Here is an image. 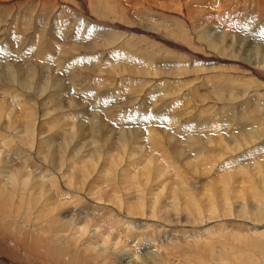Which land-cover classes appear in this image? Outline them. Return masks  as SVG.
<instances>
[{
    "label": "bare ground",
    "instance_id": "1",
    "mask_svg": "<svg viewBox=\"0 0 264 264\" xmlns=\"http://www.w3.org/2000/svg\"><path fill=\"white\" fill-rule=\"evenodd\" d=\"M224 2L0 0L1 31L8 34V37L0 35V95L3 96L0 97V264H161L163 261L177 264V254H187L183 256L185 259H180L183 264L211 261L210 257L216 252L208 240H203L202 236L195 237L199 234L196 231L187 233L186 230L171 228L168 222L173 221L177 226L189 221L194 223L211 213L223 216V211L231 209V194L225 190V186L241 176L229 172L223 176L222 159L225 153L242 149L246 144L243 138L248 133L239 131L229 135L227 138L232 145L228 146L226 138L214 136L213 131L221 123L219 119L215 116L213 121L209 117L204 118L208 113L212 117L211 111L201 110L203 114L198 111L195 115L185 109L178 116H189L180 127V134L174 137L168 132V124L159 116L150 118L145 105L150 96L137 99L133 105L134 99L146 85L152 86L148 89L149 95L162 92V86L152 85L155 83H149L148 79L136 81L128 73L134 71L141 75L142 71H149L157 74L159 80L162 76H169L183 87H189L194 78L181 80L182 74L189 70V73H211L203 71V68L219 67L209 65L214 62L213 59L217 62L227 61L224 58L221 61L222 56L204 44L210 41L211 45L225 42L223 48L228 51L237 43L238 47L233 46V50L240 56L230 61L241 66V74L253 73L264 81V75H260L264 62L248 61L239 48L245 40L252 39L247 35L249 32L244 34V31L264 29V0ZM189 19L200 20L199 27L215 20L224 32L230 30L234 34H230L225 41L223 34L216 33L220 29L216 28L214 34V29L209 25L208 28L203 27L204 32L186 28L189 39H198L195 41L196 50H190L185 43L166 42V37L172 35L176 24L190 26ZM34 30H42L44 35L39 37L37 33L29 36V32ZM89 36L95 39L85 41ZM132 39H135L143 61V65L137 68L125 60L130 58L124 52L135 48L129 44ZM218 44L214 47L217 48ZM57 47H60L59 51H56ZM161 47L169 48L179 56V52L184 51V57H179L176 63L185 65L184 62L191 56L193 66L185 69L179 67L173 69L174 72L159 70L156 57L161 59ZM88 48L86 59L94 60L90 68L82 70L80 79L64 78L62 72L70 73L73 62L78 59L68 51ZM203 50L207 52L201 53ZM56 52L58 57L54 60ZM19 55L20 63L17 62ZM27 55L32 57L37 74L41 73L42 82L37 87H31L30 94L28 83L34 65L30 67L24 63L29 57ZM134 57L131 55V58ZM101 58L108 63L115 62L116 67L97 62ZM51 60L55 61L54 65ZM219 77L220 73L211 74L208 80L214 81ZM224 77L230 78L228 74ZM163 81V85H166L167 80ZM101 87L102 90H99ZM130 96L131 100H127ZM72 97L79 102L77 108L71 106ZM164 99L161 94L153 97L154 103L163 104ZM62 100H66L63 116L73 119V125L53 126L46 121L44 126L39 112L41 117L47 115L50 116L49 120H58L54 116L60 114L64 106ZM168 101L166 99L165 103ZM193 103L198 102L193 99ZM196 107L199 108L198 105ZM160 109L164 111L166 107ZM133 113H141V116L135 117ZM149 122H153L157 129L151 130ZM137 125L145 128L144 133H138ZM113 131L117 140L108 142ZM95 133L99 134L102 142L94 143ZM191 138L193 141H190ZM138 142L145 145L140 146ZM176 142L186 149V154L180 155L179 148L176 153L171 152L170 148ZM129 143L132 144L130 148ZM83 146L89 148L82 152ZM214 147L215 152L211 150ZM97 153L98 157L92 159V155ZM64 155L67 157L64 158ZM183 158V167L190 166V170L199 168L204 180L190 179L185 174L179 164ZM220 159L222 161H218ZM234 161L224 165V168L237 164ZM254 170L247 177L249 182L263 171L259 166ZM168 173L171 175L167 176ZM161 175L163 179L154 185L152 182L162 178ZM240 182L245 180L242 178ZM257 182L254 180L249 189L260 197L255 192ZM218 183L222 192L221 188H216ZM132 190L138 193L136 198L130 196ZM242 190L237 194L241 195ZM201 195L206 196L204 204L199 198ZM169 198L170 201H166ZM260 201L257 200L258 203ZM244 207L239 205L240 209ZM233 210L236 209L233 207ZM160 226H164L162 230L155 229ZM252 228L251 233L247 234L263 233L252 231ZM182 234H188L190 238L181 239ZM221 258H217L218 264L222 263Z\"/></svg>",
    "mask_w": 264,
    "mask_h": 264
},
{
    "label": "rangeland",
    "instance_id": "2",
    "mask_svg": "<svg viewBox=\"0 0 264 264\" xmlns=\"http://www.w3.org/2000/svg\"><path fill=\"white\" fill-rule=\"evenodd\" d=\"M223 4H225L224 0H223ZM187 21L191 22V25L185 26L184 24L177 23L175 30L172 32V35L170 37H166V42H168L169 44H171V43L173 44L175 42L185 43L186 46H188L190 48V50H194V49L196 50L197 45H195V41L198 39L193 38V37L189 39V32L186 30V28L188 30L192 29V28H196V29L204 32L203 27L208 28L209 25H211V27H212V28L210 27L211 29H214V34H216V33H218L219 35L223 34L222 37L225 41L228 39V37L233 36V34H234L230 30H228L227 32H224V29L221 28L220 25H217L216 24L217 22H215V20H213L211 23L207 22V24L205 26H202V27H199V25H198V22L200 20L195 21L193 19H189ZM218 22H220V21H218ZM253 27H255V26H253ZM216 28H217V30L220 29L221 31L220 30L217 31ZM36 31L37 32H35V30L29 32V36H32V35L35 36V34H37V33H39V37L44 35L42 30H40V31L36 30ZM247 32H249V33L247 34ZM243 33L244 34L246 33L249 36V38H252V39H249L247 41L245 40L243 44L242 43L240 44V46H239L240 53L242 54L244 52L243 56L250 62L256 61V62L263 63L264 62V59H263L264 58V53H263L264 52V29H257V28L255 29L254 28V30L249 29L248 31H246V32L244 31ZM255 34H256V36H254ZM0 35L4 36V37H8V34L6 31H4V30L1 31V25H0ZM24 35H26V34H24ZM92 39H95V38L93 36H89V37H87V39L85 41H89ZM199 40L201 41V43H204V42H202V39L200 37H199ZM258 40H260L261 42ZM2 41L3 42L1 44L3 45L4 40H2ZM257 41H258V43H257ZM223 43H225V42H222L220 44L217 43L219 46V47L217 46V48H216V46L214 47V45H217L216 42L213 43L214 45H211L210 41H208L207 43H204L208 47H211V49L215 50L216 53H219L222 56L221 61L223 60V58L226 59L227 61H225L226 63L223 61L217 62L216 60L213 59L214 62L212 61L213 63L212 64L209 63V65H211V66H213V65L217 66L218 65L219 67H216V68L204 67L203 68V71H209L211 73L205 72L204 74H199L200 72L198 73L197 71L196 72L191 71L192 73H189L190 72V70H189L187 73L182 74V76L180 77L181 80H184V79L188 80V79H193V78H194V80H197V82L193 80V83H191V85H189L190 88L186 85H184V87H183L180 82H174V81H176V79L174 80L169 76H162V78H160V80H159L158 77H156L157 74H152L149 71H142L141 75H138L134 71L128 73V76L135 78L136 81H138L140 79H142V80L148 79V80H150L149 83H155L152 85L159 84L162 86V89H163V91L160 93L153 92V93H150V95H149L148 89L152 86L151 85L149 86V83H148L149 87H147V85H146V87L141 92V94L139 96H137L136 99H134L133 105L136 103L137 99H141V98L145 99V98H148L150 96V98H148L145 101V105L148 107L147 112H148V114H150V118L153 119V118H156L157 116H159L161 118V120L164 121V123L168 124V132L175 135L174 137H177V135L180 134V131H181L180 127L182 126L183 123L186 122V119L189 116V114L178 116V114L185 109L190 111L191 113L193 112L192 114H195V115L199 113L198 111H200V114H203L201 112L205 111V110H208V112L211 111V116L212 115L213 116L210 117V113H208L207 114L208 116H204V118L209 117L210 121H213L215 117L219 119L218 122H221V123L217 125V129H215L213 131V133L216 134V135H214L216 137H222L223 136V138H226L225 143H227L228 146L232 145V142H229L230 139H228L227 137L229 135L231 136L234 132L237 133L240 131L241 133H248L249 134V135L246 134V136L244 138L242 137L243 140L246 141V144H244L242 149L238 150V152L236 150V151H232V152L229 151V153H225V149L223 147V151L225 153L224 154L225 156L223 155V159H222L223 160V176L227 172L233 173V174H240V176H241V177H237L232 182H228L227 185L225 186L226 187L225 190L230 191L229 193L231 194L230 195V201L232 200L231 201V209L230 210L228 209L229 211L228 210L223 211V216H220L217 213H211L210 215L208 214V216H213L212 218H207L208 216H206V218L201 217V221L200 220L195 221L194 223H193V221H189V222H184V224H181V225L179 224L178 226L173 221L168 222V223L171 224L170 225L171 228H177L180 231L186 230L185 232H187V233L196 231L199 234H196L195 237L196 236H202L201 238H203V240L209 241V243L211 244V246L213 247V249L216 253L214 254L213 257H210L211 263L209 261L204 260L201 264H212V263L218 264L219 262L217 261V258H219V257H222L221 259L224 261V262L222 261L221 264H264L263 263V261H264V142H262V141H264V107H263L264 106V96H263V94H264V92H263L264 91V89H263L264 88V81H261L258 78V76L256 74H253V73L252 74H241V72H240L241 66L238 65L237 63H233L232 61H230L232 59H238V57L240 56L239 54L234 53V50H233V46L235 48L238 47L237 43H235L234 45H232V47H230V49H229L230 51L223 48V45H224ZM129 44L134 46L135 48L130 50V51L124 52V54L128 55L130 58L129 60H127V59H125V60L127 61V63L133 65V67H135V68H137L138 66H142L143 61H142V59H140L141 55L137 49V44H136L135 39H132L129 42ZM16 45H18V44H16ZM161 48H162V54H159V57L161 59L159 60V59H157L158 56L156 57V62H157V64H159L158 65L159 70H167V71L172 70V72H174L176 70V68H179V67L182 69H185L186 67L193 66L192 61H194V60L191 59V56H189L188 59H186V61L184 62L185 65H180L179 63H176V60L179 59V57L180 58L184 57L182 55V54H184L183 53L184 51L181 50L182 52L181 51L179 52L180 53V56H179L178 53H174L169 48H165V47H161ZM59 50H60V47H57L56 51H59ZM163 51H166V53L164 54ZM190 52H192V51H190ZM205 52H207V51L203 50L201 53H205ZM56 53H57L56 57L54 55V60H56L55 58L58 57V52H56ZM88 53H89V48L88 49H82L80 51H73V52H71V50L68 51V54H71V55L77 57L78 59H76L73 62L74 65L71 68L72 70L70 73H65V71H64V72H62L61 75L64 78H76V79L79 78L80 79L82 70L83 69H89L90 65H91V61H94L93 59L92 60L86 59V56ZM131 55H134L135 57L131 58ZM28 56L29 55H27V57ZM261 56H263V57H261ZM10 58H11V56H9V59ZM258 60H260V61H258ZM31 61H32V57L29 56L27 61H24V63H26L27 66L29 65L30 67H32V65H34V63H32ZM17 62L18 63L21 62V55L18 56ZM53 62H55V61H53ZM53 62L51 60L52 65H54ZM97 62L106 63L108 66H112L111 68H114L117 65L115 62L108 63L103 58H101ZM121 63H122V61H121ZM119 65H121V64H119ZM173 69H175V70H173ZM37 71L38 70H37L36 66L34 65L33 69H32L31 81L28 83V88L31 90L28 92L29 94L32 92L31 87L32 88L37 87V85L42 83V82H40L41 73L39 72V75H38ZM212 71H215V72H212ZM217 73H220L219 79L216 78V79H214V81H213V79L208 80L211 74L214 75ZM233 73H235V74H233ZM227 74L230 76V78L224 77ZM260 75H264V70H262L260 72ZM147 76H153L154 78H150ZM222 77H223V80H222ZM205 78H207V79L204 80ZM164 79L167 80L166 85H163V84H165V83H163ZM221 81H222V83H221ZM213 84H215L214 88H213ZM48 85H50V82L48 83ZM219 86H220V88H219ZM260 86H261V88H260ZM222 87H223V90H222ZM107 88H109V87H103V89H107ZM111 89H114V88H111ZM99 90H102V87ZM259 93H260V96H259ZM157 94H161L162 97L165 98L164 103H165L166 99H167V101L168 100L169 101L166 102L165 104L164 103L160 104V102L154 103L153 97L156 96ZM196 95H198V96L196 97ZM0 97L2 98L3 96L0 95ZM203 98H205V99H203ZM259 98H261V99H259ZM193 99H194V102H198L197 104L196 103L195 104H196V106L198 105L199 108L194 106L195 104L193 103ZM216 99H218V100L220 99V101H218ZM258 99H259V101H258ZM127 100H131V96L129 98H127ZM255 100H257V102ZM242 102H243V104H241ZM255 102H256V104H255ZM61 103L64 104V106L60 109V114L54 116L58 119L56 121H54L53 119L49 120L50 116H47V115L41 117V112H39V118L44 119L42 121V122H44V124H43L44 126H45L46 121L49 122V125H53V126L65 125V126L69 127V126L73 125V119H67V117L63 116L65 114L63 109L66 105V100H62ZM70 103H71V106L73 108H77L79 102H78L76 97H72V99L70 100ZM153 103H154V105H153ZM7 104H9L8 101H7ZM192 104H194V105H192ZM151 105H153L154 107H150ZM240 105L241 106L243 105V106L241 107ZM160 106L166 107V110H164V111H162L161 109L158 110L159 108H161ZM191 106H193V107H191ZM247 106H248V108H247ZM259 106H261L262 108ZM195 107H196V109H195ZM250 107H252V108H250ZM129 108L132 109L133 107H129ZM234 108H236V109L234 110ZM212 111L215 113H213ZM240 114H241V116H240ZM133 115L135 117L136 116L140 117L141 113L139 115H137L136 113H133ZM221 116H223V117H221ZM169 117H171L172 119H168ZM220 117H221V119H220ZM240 117H244V118H240ZM259 120H262V121H259ZM247 126L249 127V130H247L248 129ZM46 127L48 128V124ZM135 127L137 129H139L138 133H144L145 128L142 125H137ZM149 128L151 130H156L157 126L155 124H153V122H149ZM250 129H251V131H250ZM72 130H73V128H72ZM98 135H99L98 133H95L94 143L102 142L100 140V138H98ZM246 138H248V139L246 140ZM110 140H113V141L117 140L116 132L113 131L110 134L107 141L109 142ZM190 141H193V139L191 138ZM138 143L140 144V146L145 145V143H140V142H138ZM187 143L191 144V142H187ZM130 147H132L131 143L128 144V148H130ZM86 148L88 149L89 146H83L82 152L84 150H87ZM178 148L180 149V155H184L187 153L186 149H184V147H182L181 144L178 142H176L175 145L170 148V150L172 153H174V152L176 153ZM144 150H145V148L143 147L142 151H144ZM211 150L213 152H215V147ZM97 151H98V149H97ZM203 151L204 150H200V152H203ZM95 156L98 157V153H97V155H92V159ZM66 157L67 156L64 155V158H66ZM222 160L220 159L218 161H222ZM232 160L233 161L238 160V162L234 161L237 164L228 166V168H224V165L232 164V162H233ZM184 161H185L184 158L181 159V162H179V164L181 165L183 171H185V174L187 176H190V179L192 178V179H196V180H204L203 179V178H205L204 174L203 175L201 174V171L199 168H194V170H190V168H191L190 166L183 167L182 163ZM258 166L261 169H263V171L254 180L258 181L256 184V187H255L256 188L255 192H257V194L260 195V197L255 196V194H253V190L249 189L254 180L249 182L247 179V177L249 175H252L251 172L255 171L254 167L258 168ZM214 170H215V168L213 169V171ZM197 171L200 173H198ZM213 171L211 172V174H213L215 172V171L214 172ZM166 172L167 171H165V173ZM199 174H200V176H199ZM168 175L170 176L171 174L168 173L167 176ZM220 175H222V173ZM161 176H162V178L160 177L159 179L156 180L157 183L155 181H153L152 183L153 184L155 183L154 185H157L159 183V181L161 179H163V177H164L163 175H161ZM211 177H213V176H211ZM242 178L245 180V182H243V183L240 182L242 180ZM213 181H216V180H213ZM165 183H166V181H165ZM241 184H243V186ZM166 185H169V184L166 183ZM238 185L242 186V187H239ZM238 187H239V189H238ZM216 188H217V190H219L220 188L222 189L220 183L216 184ZM241 189H243L242 193H241V195H238L237 193ZM222 191H223V189L220 192H222ZM231 192H233V193H231ZM137 194L138 193L136 191L132 190V192L130 193V196L132 198H136ZM238 196H240V197H238ZM205 197H206L205 195L199 196V198H202L201 199L202 204L205 203V200H206ZM257 200H261V201L258 203ZM166 201H170V198H169V200H166ZM232 204H233V206H232ZM240 204H242L246 208L244 207V208L240 209L239 208ZM233 207L236 210H233ZM229 212L232 215H230ZM97 213H102V212L97 211ZM205 219H206V221H205ZM202 221H203V223H202ZM209 221H211V222H209ZM228 223L229 224L231 223V225H227ZM187 224H189V225H187ZM194 226H195V228H193ZM163 227L164 226H160V227H156L155 229L162 230ZM209 227H211V228H209ZM251 227H253L252 231H256V232L263 231V233L262 234H258V233L257 234H247V233H251V230H250ZM182 228H184V229H182ZM182 237L190 238L188 234H182L181 239H182ZM247 239H250V240H247ZM163 242L164 241H162L161 243H163ZM190 251L188 253H190ZM217 254H219V255H217ZM186 255L180 256L179 254H177V256H175V259H176L175 263L183 264L180 259L181 258L185 259V257H183V256H186ZM187 263L188 264H196L194 262H187ZM161 264H168V263L166 261H163Z\"/></svg>",
    "mask_w": 264,
    "mask_h": 264
}]
</instances>
